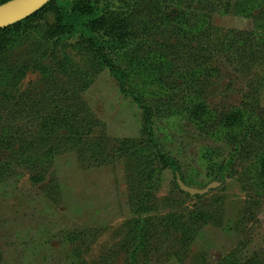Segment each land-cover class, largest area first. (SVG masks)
Returning a JSON list of instances; mask_svg holds the SVG:
<instances>
[{"label": "rangeland", "instance_id": "1", "mask_svg": "<svg viewBox=\"0 0 264 264\" xmlns=\"http://www.w3.org/2000/svg\"><path fill=\"white\" fill-rule=\"evenodd\" d=\"M262 157L264 0H53L0 32V264H264Z\"/></svg>", "mask_w": 264, "mask_h": 264}, {"label": "water", "instance_id": "2", "mask_svg": "<svg viewBox=\"0 0 264 264\" xmlns=\"http://www.w3.org/2000/svg\"><path fill=\"white\" fill-rule=\"evenodd\" d=\"M51 0H8L0 4V29L22 21L42 9ZM180 187L193 195L204 194L219 185L214 182L204 189L190 187L178 178Z\"/></svg>", "mask_w": 264, "mask_h": 264}, {"label": "trees", "instance_id": "3", "mask_svg": "<svg viewBox=\"0 0 264 264\" xmlns=\"http://www.w3.org/2000/svg\"><path fill=\"white\" fill-rule=\"evenodd\" d=\"M6 1H8V0H0V4H2V3H4V2H6ZM53 0H51L50 2H48L45 6H47V5H49L51 2H52ZM44 6V7H45ZM43 7V8H44ZM42 8V9H43ZM42 9H40V10H42ZM39 10V11H40ZM38 12V11H37ZM36 12V13H37ZM36 13H34V14H36ZM33 14V15H34ZM77 16H80V13L79 12H77ZM33 15H31V16H33ZM31 16H29V17H31ZM28 17V18H29ZM27 19V18H26ZM25 20V19H24ZM19 22H21V21H19ZM19 22H17V23H15V24H13V25H11V26H9V27H6V28H4V29H0V32L1 31H4V30H7V29H9V28H11V27H13V26H15V25H17ZM81 22H82V16L80 17V24H81ZM207 114V109H206V106H204L203 104H198V105H196L193 109H192V111H191V115L193 116V117H196L197 119H199V120H201L205 115ZM233 117H229V119H227L228 121L227 122H225V125H227V126H233L234 124H235V121L232 119ZM236 120V119H235ZM261 168H262V170L264 171V157H262L261 158Z\"/></svg>", "mask_w": 264, "mask_h": 264}]
</instances>
